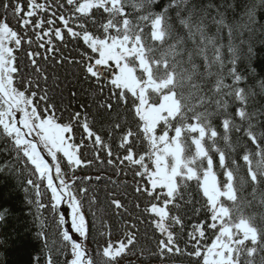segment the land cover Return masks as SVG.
Listing matches in <instances>:
<instances>
[{"label":"snow or ice","instance_id":"6c2138e0","mask_svg":"<svg viewBox=\"0 0 264 264\" xmlns=\"http://www.w3.org/2000/svg\"><path fill=\"white\" fill-rule=\"evenodd\" d=\"M262 20L264 0H0V174L22 177L42 244L30 264H97L93 232L99 264L143 257L145 223L162 237L150 256L264 264ZM49 61L89 85L79 110L42 87ZM87 141L117 177L133 175L134 187L111 181L107 206L74 175L92 163Z\"/></svg>","mask_w":264,"mask_h":264},{"label":"trees","instance_id":"16d2710c","mask_svg":"<svg viewBox=\"0 0 264 264\" xmlns=\"http://www.w3.org/2000/svg\"><path fill=\"white\" fill-rule=\"evenodd\" d=\"M12 26L15 27V25ZM61 50L69 58L76 56V45L74 43L69 42L67 48H62ZM17 56L21 58L22 63H27L24 51L17 52ZM47 74L49 75V79L46 84L42 83V87L51 89L50 95L58 105L61 107L68 105L71 111L79 110V103L88 102V97L84 93V89H87L89 85L77 79V71L74 66L68 63L61 65L54 61H49ZM70 91H77L79 98L73 100ZM64 115L67 118V112ZM99 127L100 125L97 124L96 128ZM80 133L83 135L82 132ZM86 148L88 149L85 151ZM93 152L94 149L91 146V142L87 141V147L82 152V159L84 161L91 160L92 163L90 165L87 163L81 165L76 169L74 175L84 180L86 177H92L90 181L85 180L86 182L82 183L78 181V184L83 187H88L90 191L94 190L99 197L101 205L107 206L106 193L114 187L111 181L119 180L120 182H127L134 187L133 175L129 171L126 176L120 175L117 177L113 167L107 164L105 153L101 152L100 159L97 160ZM97 176L101 177L99 181L95 179ZM21 184L22 177H17L11 173L0 174V211L7 210L5 220L0 221V239L5 241V244L0 246V251L5 252V256L0 258V264H30L31 254L39 251L42 247L41 242L33 238L38 229L34 226L32 216L28 214V207L24 199L25 193ZM127 191L129 193L128 198L131 199L133 195L132 187H129ZM44 215L47 217L50 213L45 212ZM189 217H191L190 212L185 217V223L190 229L191 223L195 222L196 218L192 217L189 219ZM89 218L91 219V217ZM200 218L202 219L203 217ZM110 223L113 226L112 239H117L122 231L119 221L116 217L112 216L110 217ZM97 227H99V224H97ZM140 227L141 240L138 247L145 249L144 256L142 257L140 252L137 251L135 255L128 254L124 256L119 261V264H191L190 259L185 255L165 253L164 258H161L159 255L150 256L149 252L154 253L157 251V241L162 237L158 232L153 233L152 228L147 223ZM26 229H31V231L28 232ZM96 239H99L97 233H91L88 247L90 248V254L93 256V259L97 260V264H99L100 257L96 254ZM183 247L184 245L181 244V248ZM54 261L56 264H63L64 257L54 254ZM41 264H43V260Z\"/></svg>","mask_w":264,"mask_h":264},{"label":"rangeland","instance_id":"374dc122","mask_svg":"<svg viewBox=\"0 0 264 264\" xmlns=\"http://www.w3.org/2000/svg\"><path fill=\"white\" fill-rule=\"evenodd\" d=\"M77 135H80V134L77 133ZM87 157H88V156H87ZM62 206H63V205H61V207H62Z\"/></svg>","mask_w":264,"mask_h":264}]
</instances>
